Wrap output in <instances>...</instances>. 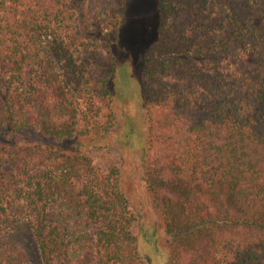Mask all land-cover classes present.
<instances>
[{
  "label": "trees",
  "instance_id": "16d2710c",
  "mask_svg": "<svg viewBox=\"0 0 264 264\" xmlns=\"http://www.w3.org/2000/svg\"><path fill=\"white\" fill-rule=\"evenodd\" d=\"M125 8L0 0V130L55 141L0 143V264H28L10 249L21 223L42 264H151L121 169L90 152L118 124L113 39ZM157 8L140 61L142 161L170 264H264V0Z\"/></svg>",
  "mask_w": 264,
  "mask_h": 264
},
{
  "label": "rangeland",
  "instance_id": "374dc122",
  "mask_svg": "<svg viewBox=\"0 0 264 264\" xmlns=\"http://www.w3.org/2000/svg\"><path fill=\"white\" fill-rule=\"evenodd\" d=\"M158 15L157 0H126L123 24L113 39L120 62L111 86L118 124L90 152L97 165H115L121 169L124 191L138 217L135 231L140 239L142 255L151 264H170L164 223L148 192L142 161L147 135L140 61L157 37ZM80 141H70L64 145H80ZM88 141L82 140L84 144ZM0 143L20 147L37 143L52 145L55 141L38 130L14 132L4 129L0 130ZM10 244V249L17 250L28 264H42L33 230L27 223L15 228Z\"/></svg>",
  "mask_w": 264,
  "mask_h": 264
}]
</instances>
